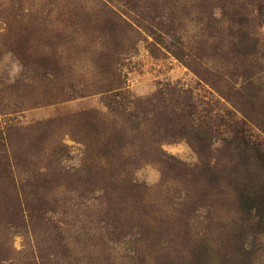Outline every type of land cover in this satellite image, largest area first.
<instances>
[{"label": "rangeland", "instance_id": "obj_1", "mask_svg": "<svg viewBox=\"0 0 264 264\" xmlns=\"http://www.w3.org/2000/svg\"><path fill=\"white\" fill-rule=\"evenodd\" d=\"M0 264H264V0H0Z\"/></svg>", "mask_w": 264, "mask_h": 264}, {"label": "trees", "instance_id": "obj_2", "mask_svg": "<svg viewBox=\"0 0 264 264\" xmlns=\"http://www.w3.org/2000/svg\"><path fill=\"white\" fill-rule=\"evenodd\" d=\"M107 16H109V22L114 25V26H118L120 25V23L124 24L125 25V22L123 20H121V18L116 15L113 11H109L108 10V13H107ZM120 22V23H119ZM122 26V25H121ZM127 26V24H126ZM161 36L159 35L158 38H160ZM153 40L154 37H153ZM156 42V40H155ZM195 134L198 133V132H194ZM243 135V134H242ZM193 140H195V143L197 144H200L201 140H204V139H199L197 137H193ZM205 142H203L202 144V149L201 151L204 152L205 150L209 149V147L211 145L207 144V141L204 140ZM223 150L227 152V150L230 149L231 145H235V146H239L240 148H242V146H247L248 144V140L245 138V137H236V136H233V137H230V139H223ZM202 143V142H201ZM260 148L261 146L259 144H254L252 146V151H255L257 154L261 155L260 153ZM167 165V169L171 172H175L176 174H180L184 171V166L181 164V163H166ZM215 169H213L214 171ZM242 199H243V202L245 200V204H246V208L249 209L250 206L254 205V206H257L256 210L261 209V200L259 201V197H257L255 194L251 193V192H246V196L243 195L242 196ZM260 209L257 211V214H256V217L260 220Z\"/></svg>", "mask_w": 264, "mask_h": 264}]
</instances>
